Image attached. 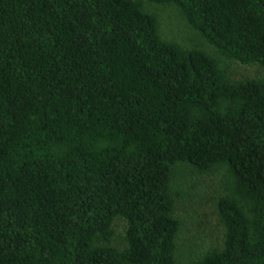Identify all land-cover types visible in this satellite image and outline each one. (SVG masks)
<instances>
[{
    "label": "trees",
    "instance_id": "obj_1",
    "mask_svg": "<svg viewBox=\"0 0 264 264\" xmlns=\"http://www.w3.org/2000/svg\"><path fill=\"white\" fill-rule=\"evenodd\" d=\"M147 1L264 69V0ZM177 165L225 171L224 245L193 264H264V79L140 0H0V264H177Z\"/></svg>",
    "mask_w": 264,
    "mask_h": 264
},
{
    "label": "rangeland",
    "instance_id": "obj_2",
    "mask_svg": "<svg viewBox=\"0 0 264 264\" xmlns=\"http://www.w3.org/2000/svg\"><path fill=\"white\" fill-rule=\"evenodd\" d=\"M144 9L158 20L159 32L163 39L173 41L186 50L199 49L215 57L232 81L264 79V69L259 65H242L222 56L210 46L201 35L193 30L174 5L159 6L140 0ZM173 179V192L177 204L175 217L182 222L177 237V264H193L205 253L220 249L224 245L225 228L219 220L217 200L225 194L223 169L208 174L195 172L189 166L177 165ZM174 172V170H173ZM114 237L111 246L124 250L127 247V223L116 218L113 223Z\"/></svg>",
    "mask_w": 264,
    "mask_h": 264
}]
</instances>
